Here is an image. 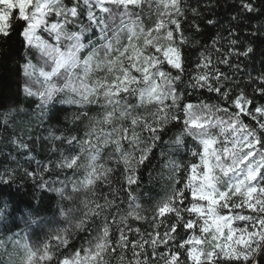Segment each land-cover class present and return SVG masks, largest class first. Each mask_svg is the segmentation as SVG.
<instances>
[{
    "label": "snow or ice",
    "instance_id": "snow-or-ice-1",
    "mask_svg": "<svg viewBox=\"0 0 264 264\" xmlns=\"http://www.w3.org/2000/svg\"><path fill=\"white\" fill-rule=\"evenodd\" d=\"M240 5L246 13L260 11L254 0H240ZM145 7L149 16L153 10L155 14L149 25L136 11ZM186 10L200 15L196 7L186 9L184 0H72L70 6L65 0H0V37H9L12 21L19 20V34L28 50L39 53L51 69L38 68L31 58L22 65L26 80L39 85L37 90L30 83L23 86L26 96L39 100L38 118L46 116L58 98L60 103L96 104L101 109L93 116L82 112L75 117L89 120L84 139L50 133L62 144H78V149L67 155L60 152L56 161L37 162L36 171L25 169L33 179L39 176L40 188L59 197L63 221L57 223L66 226L49 229L46 238L34 244L23 237L16 240L15 233L0 240V252L7 255L4 264H261L264 260V104H256L243 88L233 94L223 83L228 75L213 64L210 51L199 53L189 80L193 88L218 93L228 106L182 103L185 97L178 84L186 72L184 46L190 43L181 19ZM85 14L87 25L78 23ZM191 27L199 31L195 22ZM219 39L213 40L217 53L222 52L215 47ZM238 43L230 39L231 50L217 61L238 68L231 58L255 51L252 44L241 51ZM256 79L264 84V75ZM254 92L264 96V87ZM145 105L155 106V111L140 114L138 107ZM22 111V106L9 107L2 114L3 123ZM173 122L181 127L174 144L183 145L186 136L196 141L189 149L193 159L186 164L169 161V191L145 208L136 192L140 168L160 133ZM145 131L147 139L142 136ZM11 142L28 147L18 138ZM113 165L121 167L119 180ZM57 169L80 178L66 177L50 186L44 174ZM181 170L184 175L178 179ZM6 175L11 179L14 171ZM0 181L7 182L5 175ZM101 185L108 186L107 193L98 191ZM168 220L171 223L161 232V224ZM130 221L150 224L152 231L132 227ZM38 223L29 213L27 224ZM76 231L95 235L87 246L69 251ZM160 246L165 250L159 251Z\"/></svg>",
    "mask_w": 264,
    "mask_h": 264
},
{
    "label": "trees",
    "instance_id": "trees-1",
    "mask_svg": "<svg viewBox=\"0 0 264 264\" xmlns=\"http://www.w3.org/2000/svg\"><path fill=\"white\" fill-rule=\"evenodd\" d=\"M71 3L72 0H65V4L70 6ZM184 3L186 9L196 7L200 15L193 16L190 11L186 10V18H181L185 35L190 40V43L184 46L186 72L182 82L178 84V92L185 97V101L182 103L204 101L209 104L221 103L228 106L227 102L220 100L218 93L210 92L206 88H193L189 80L190 75L195 74L194 66L199 62V53L210 51L213 64L228 75L229 80L223 81V83L233 89V94L238 88H243L256 104H264V96L254 92L255 88L264 87V84L256 79L264 75V35H260V33H264V0H254L255 6L260 9L254 13H246L240 5V0H184ZM136 11L143 17L145 25H149L155 19L154 10L149 16L147 7L143 12H140L139 9ZM209 20L214 23L209 24ZM193 22L199 26V31L191 27ZM78 23L87 25L86 14L80 17ZM12 24V34L9 37H0V175H5L7 181H0V240H6L7 237L15 233L16 240L23 237L29 243L34 244L44 240L45 233L49 229L65 227L66 222L57 223V221H63L58 212L59 197L55 193L40 188L39 176L33 179L25 174V169L28 172L36 171L37 162L56 161L60 158V152L67 155L69 151L78 149V144L71 147L66 142L62 144L61 141L52 139L50 133L64 137L75 135L84 139L85 133L88 131L89 120L83 117L77 120L75 117L82 112L93 116L101 109L96 104L82 107L60 103V98H58L54 106L49 109L48 114L39 119L37 114L39 100L36 97H28L23 92L25 83H30L34 90H37L39 85L26 80L22 65L27 58H31L38 68L44 67L46 71L51 69L45 67L40 60L39 53L35 50H28L19 34L22 27L21 22L14 19ZM69 30L78 31L79 29L70 27ZM94 31L98 34V30ZM251 33H256V35H251ZM41 35L47 38L46 33L41 32ZM217 37L220 39L215 47L222 49L221 53H217L213 48V40ZM92 38L95 39V36ZM230 39L238 40L239 43L236 47L241 51L247 44H252L255 49L254 53L248 57L233 56L231 58V64L238 65V68L220 64L216 59L217 56L223 58V53L231 50ZM173 74H175L174 70ZM54 82L60 84L62 80H54ZM234 82H238V84ZM128 99L131 103H136L135 98L129 97ZM17 106H22L23 111L9 119L8 124H4L2 114L9 107L16 108ZM154 111L155 106L138 107V112L142 115ZM180 131L179 122L169 124L160 133V140L155 142L156 146L153 147L149 159L140 168L141 180L136 192L141 197L140 203L145 208H150L155 201L164 197L169 191V177L172 175L171 169L168 167L169 161L186 164L193 159L189 149L194 148L196 141L192 137L186 136L183 145L173 143L175 136ZM142 136L147 139L149 134L145 131ZM13 138H18L28 147L19 148L11 142ZM53 149L56 150L53 151ZM113 166L117 168L114 177L119 180L121 167ZM9 170L14 171L11 179H8L6 175ZM183 175V170H181L176 178H182ZM66 177L80 178L73 177L70 170L61 169L44 174V179L49 181L50 186L53 181H65ZM55 186L60 187L61 185L57 182ZM116 186V184L113 185V187ZM176 187H182V184H178ZM98 191L107 193L108 186L101 185ZM123 198L124 193L122 192L117 202L119 203V200ZM63 203L65 207L72 206L68 202ZM76 203L78 205L79 201ZM120 207L124 208L126 205L121 204ZM29 213L38 220V224H27ZM148 214L150 215V213ZM78 216L79 214L73 219H77ZM129 223L132 227L139 226L142 230L152 231L150 224L132 223L131 221ZM168 223H171V220L161 224L159 230L163 232ZM185 234L186 230L181 232L180 236ZM93 235L95 232H73L70 238L71 248L68 250L87 246L86 241L90 240ZM179 238L178 236L177 239ZM172 243L174 245L175 242ZM6 246L11 251L10 241L6 242ZM164 249V246H160L159 251ZM6 260L7 255L0 252V264H4ZM261 264H264V260L261 261Z\"/></svg>",
    "mask_w": 264,
    "mask_h": 264
},
{
    "label": "rangeland",
    "instance_id": "rangeland-1",
    "mask_svg": "<svg viewBox=\"0 0 264 264\" xmlns=\"http://www.w3.org/2000/svg\"><path fill=\"white\" fill-rule=\"evenodd\" d=\"M53 82H54V81H53ZM54 83H55V82H54ZM145 106H147V107H148L149 105H145ZM164 250H165V249H164ZM164 250H163V251H164Z\"/></svg>",
    "mask_w": 264,
    "mask_h": 264
}]
</instances>
